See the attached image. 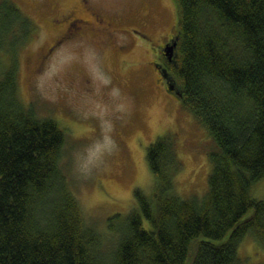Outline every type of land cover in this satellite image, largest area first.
Masks as SVG:
<instances>
[{"label":"trees","instance_id":"16d2710c","mask_svg":"<svg viewBox=\"0 0 264 264\" xmlns=\"http://www.w3.org/2000/svg\"><path fill=\"white\" fill-rule=\"evenodd\" d=\"M176 2L160 77L174 81L210 135L207 188L187 197L173 190L179 158L172 138L159 135L145 154L151 192L133 190L136 208L108 216L114 237L105 239L60 166L63 127L18 93L19 47L36 25L0 0V264H242L246 235L264 246V198L250 193L264 177V0Z\"/></svg>","mask_w":264,"mask_h":264},{"label":"rangeland","instance_id":"374dc122","mask_svg":"<svg viewBox=\"0 0 264 264\" xmlns=\"http://www.w3.org/2000/svg\"><path fill=\"white\" fill-rule=\"evenodd\" d=\"M13 1L37 28L19 47L18 93L38 115L51 116L63 127L60 166L86 222L98 226L105 239L114 237L105 232L107 217L136 208L135 188L151 192L154 178L145 154L159 135L172 138L179 158L173 190L182 197L202 195L210 170V135L165 90L160 70L149 64L156 37L175 29L176 0H85L92 13L111 16L114 40L95 25H82L80 35L57 41L59 15L76 0ZM78 9L94 23L88 9ZM132 26L152 40L140 43L122 30ZM123 42L127 45L116 46ZM250 193L264 198V177ZM238 252L242 264H264V246L251 235Z\"/></svg>","mask_w":264,"mask_h":264},{"label":"flooded vegetation","instance_id":"af4514ba","mask_svg":"<svg viewBox=\"0 0 264 264\" xmlns=\"http://www.w3.org/2000/svg\"><path fill=\"white\" fill-rule=\"evenodd\" d=\"M85 0H76L67 10H65L62 14L59 15V18L62 22V30L61 32L58 34V36L56 37V41L59 38H64L66 37V35H80L82 33V28L81 26L84 25L85 26H90V25H95L98 30L99 33H103L106 36H109L110 39L114 40V35H113V30H116L115 28H113V24L111 21V16L107 15L106 17H102L98 14H96V12H91V8L90 10V16L91 19L94 20V23L90 20V18H88L86 16V14H82L83 11H79V6H81V8L83 9H88V5L85 4ZM81 13V14H80ZM84 15V16H83ZM66 23V24H65ZM83 27V28H84ZM137 28V27H136ZM138 30H140L139 28H137ZM122 30L124 32H126L127 34L131 35H135L137 36V41L140 43H147V41L152 40V38L150 37V35H148L145 32L140 31H136L134 29V27H122ZM123 37L125 38V33L123 34ZM175 37V33L173 32H169V33H165L161 35V43L159 45H156V49H155V53H154V58L150 60V65L153 66V68L155 67V71H158L160 69H162L163 66V60H168L172 53H173V49H171L169 51V53L167 52H163V44H166V47H169L171 45V43L173 42V38ZM125 40V39H124ZM121 43V42H119ZM126 43H122V44H116L117 47L119 46H126ZM158 46V48H157ZM160 78V76H159ZM168 80V79H167ZM162 85L165 86V90L170 93L171 95H173L175 98L178 99L177 96H175L171 91H169L167 89V81L166 79H163L162 81Z\"/></svg>","mask_w":264,"mask_h":264},{"label":"water","instance_id":"95a60500","mask_svg":"<svg viewBox=\"0 0 264 264\" xmlns=\"http://www.w3.org/2000/svg\"><path fill=\"white\" fill-rule=\"evenodd\" d=\"M174 44H171L169 47H165L164 48L165 52L169 53V51L172 49ZM162 74H163V72H162ZM167 89L169 91H171L175 96L180 97L181 94H180L179 90L177 89L176 85L173 82L169 81V80H167Z\"/></svg>","mask_w":264,"mask_h":264}]
</instances>
